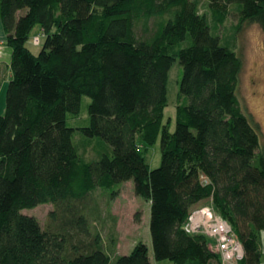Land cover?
<instances>
[{
  "label": "trees",
  "instance_id": "16d2710c",
  "mask_svg": "<svg viewBox=\"0 0 264 264\" xmlns=\"http://www.w3.org/2000/svg\"><path fill=\"white\" fill-rule=\"evenodd\" d=\"M205 2L216 24L237 13L240 26L264 30V0ZM0 15L12 71L0 115V264H110L97 190L113 200L128 180L151 202L155 260L219 262L205 236L184 229L208 199L242 244L238 264H261L264 140L237 96L241 57L198 0H0ZM36 25L47 37L39 53L26 45ZM176 60L172 131L163 118ZM83 96L87 121L72 126ZM75 130L111 150L85 159ZM159 136L150 169L143 150ZM42 203L52 204L43 226L21 212ZM116 264H150L146 243Z\"/></svg>",
  "mask_w": 264,
  "mask_h": 264
},
{
  "label": "rangeland",
  "instance_id": "374dc122",
  "mask_svg": "<svg viewBox=\"0 0 264 264\" xmlns=\"http://www.w3.org/2000/svg\"><path fill=\"white\" fill-rule=\"evenodd\" d=\"M198 4L200 13L206 17L212 30L220 36L223 42L234 48L241 57L242 70L237 96L243 112L250 120L252 118L258 123L260 129L259 138L260 142H262L264 140V30L256 23L240 26L237 13H232L223 24H216L210 18L205 0H198ZM38 30L39 26L37 25L32 29L26 43L28 48L34 53H39L47 39ZM50 37H53V35H50ZM34 38H38V43H34V40H36ZM5 47L8 48L9 53L5 51L7 54L4 53L5 55L1 58L4 67L6 63L9 65L11 57L10 47ZM180 73L181 66L179 61L176 60L168 72V102L164 109L163 118V122L172 131L175 129V107L178 101ZM8 82L5 83L4 88H0V115L5 107V92ZM89 102L90 98L83 96L80 113L77 117L68 120L70 125L75 126L87 121V105ZM72 139L80 154L90 161L99 158L107 149L111 150V146L99 137H87L78 130L74 131ZM143 153L150 169L158 167L161 163L160 136L152 146L144 148ZM97 191L100 204L99 210L101 212H96V225L103 226L102 230L107 242L106 245L108 250H112L113 253L110 256V264H116V255L126 251L124 249H126L125 245L127 242H132L136 239V241L145 242L150 238L151 202L133 192L132 180L121 184V190L113 200L107 199V194L103 192L102 188ZM208 203L209 201L206 199L200 204ZM51 208V203H42L31 208H24L21 212L36 216L43 226ZM136 212H140L139 221H136L134 217ZM151 253L152 245L150 243L149 254L151 255ZM162 262L164 264H172L169 260H162ZM213 264H217V261H213Z\"/></svg>",
  "mask_w": 264,
  "mask_h": 264
},
{
  "label": "built area",
  "instance_id": "2783aa9c",
  "mask_svg": "<svg viewBox=\"0 0 264 264\" xmlns=\"http://www.w3.org/2000/svg\"><path fill=\"white\" fill-rule=\"evenodd\" d=\"M38 43V38H34ZM190 234L203 235L210 250L217 254V264H238L243 256V247L231 225L208 203L193 208L184 224Z\"/></svg>",
  "mask_w": 264,
  "mask_h": 264
},
{
  "label": "crops",
  "instance_id": "0c3cea01",
  "mask_svg": "<svg viewBox=\"0 0 264 264\" xmlns=\"http://www.w3.org/2000/svg\"><path fill=\"white\" fill-rule=\"evenodd\" d=\"M38 31H39V33L41 32V28L40 27H39ZM5 40H6V33H5V30H4V27H3V24H2V20H1V15H0V88L5 86V83L7 81H9L10 78L12 77V71H11V68H10V63H9V65L6 63V66L4 67V65L2 64L3 62L1 61L2 56H4L5 54L9 53L8 48L5 47V46H7L5 44ZM5 51H7V53H5ZM136 240H134L132 242H127L126 245H125L126 249H124L126 251H123V253H118V255L129 253L132 250L133 246L138 241H141V240H138V241H136ZM260 242H261V258H260V262H261V264H264V231H261ZM145 243H146V245L148 247V255H149V259H150V264H164L162 262V260H160V261L155 260L154 255H153V249H152L151 255L149 254L150 243L152 245L151 236H150V238L147 239V241H145ZM165 263H167V262H165ZM171 263L174 264L172 261H171Z\"/></svg>",
  "mask_w": 264,
  "mask_h": 264
}]
</instances>
